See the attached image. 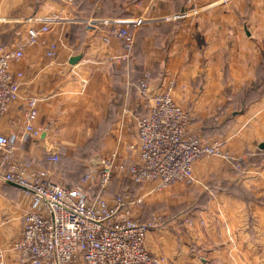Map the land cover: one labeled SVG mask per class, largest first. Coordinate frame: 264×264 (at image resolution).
Masks as SVG:
<instances>
[{"label":"crops","instance_id":"crops-1","mask_svg":"<svg viewBox=\"0 0 264 264\" xmlns=\"http://www.w3.org/2000/svg\"><path fill=\"white\" fill-rule=\"evenodd\" d=\"M198 7L196 14L171 19L184 11V0H75L72 5L0 0L2 45L23 42L29 28L59 18L14 64L23 79L19 98L0 120V134L16 143L23 126L20 107L25 98L35 97L37 122L50 127L17 149L15 162L48 168L49 155H57L55 181L66 188L88 174L96 155L117 150L130 164L136 156L127 146L134 141L136 119L148 108L137 86L148 74L152 93L172 87L174 102L191 117L190 134L208 143L224 141L235 160L215 157L193 166L196 182L213 181V201L195 207L200 215L209 210L213 223L188 235L152 230L148 251L164 256L165 264H264V150L259 149L264 142V0H200ZM125 21L136 27H129L134 45L122 62V42L112 33ZM53 42L56 56L49 59L45 53ZM77 148L88 149L79 175L69 167ZM128 180L134 196L139 185ZM178 185L164 199L169 205L190 199ZM108 188L104 195L110 199L117 193ZM157 201L134 207V216L140 222L159 216L161 225L172 226L185 218H168ZM26 208L23 191L0 180V263L19 264L11 246ZM141 209L163 213L143 218L137 214Z\"/></svg>","mask_w":264,"mask_h":264},{"label":"built area","instance_id":"built-area-1","mask_svg":"<svg viewBox=\"0 0 264 264\" xmlns=\"http://www.w3.org/2000/svg\"><path fill=\"white\" fill-rule=\"evenodd\" d=\"M74 4L75 0H58ZM200 0H184L185 9L171 19H178L199 11ZM213 3L217 0H206ZM59 18L47 20L39 27L29 28L23 42L0 44V120L10 105L19 98L21 71L14 64L24 56L29 46L36 45L48 34L51 24ZM125 26L112 33L121 40L124 53L118 58L129 59L134 45L136 22H122ZM57 45H48L46 58L56 56ZM171 86L160 93H152L148 74L137 86L147 111L136 119L135 138L127 146L135 161L126 164L112 150L98 156L88 174L72 187L55 181L51 168L36 166L34 162H15V151L28 139L45 135L50 123L40 124L38 98L24 99L20 107L22 133L16 140L0 134V180L20 188L27 197V208L19 238L11 246L19 264H162L163 258L151 254L146 247L147 234L161 225V217L140 222L133 214L134 207L152 193L162 192L180 183L195 182V163L211 158L235 161L221 140L205 142L188 131L191 117L173 100ZM52 166L57 155H49ZM235 170L240 171L236 164ZM127 178L147 191L142 195H104L114 179ZM186 221V220H185ZM188 223H192L187 219ZM0 264H5L1 262Z\"/></svg>","mask_w":264,"mask_h":264},{"label":"rangeland","instance_id":"rangeland-1","mask_svg":"<svg viewBox=\"0 0 264 264\" xmlns=\"http://www.w3.org/2000/svg\"><path fill=\"white\" fill-rule=\"evenodd\" d=\"M87 150L88 149L77 148L76 153L74 155L75 161H73L74 163L69 164V167L74 169L72 172H75L76 175L77 174L78 175L83 174V172H84V169H83L84 165L81 162V160H82L81 156L83 154H85ZM98 156H101V155H96L95 157H98ZM212 159L213 158L205 160V161H210ZM55 166H50L48 168H51L52 170H54V173L56 175L57 172H56ZM240 169H241V167H240ZM193 175H194V173H193ZM125 179L126 178H121V179H118L116 181L113 180L111 182V185L108 188V192H110V193H124V191H128V190L132 189L130 184H128V182H126ZM172 186L168 187L167 189L163 190L162 192L152 193V195L144 197L143 202H141V204L138 205V206L144 207V206H146V202H148V201L150 202L151 200H153V202H154V200H158L156 205L159 206L158 208H160V207L167 208V210H163V211L165 214H167L168 218H171L176 214H178V217H181L183 215L185 216L184 219L176 221V224L174 226L169 225L168 224L169 222H166L162 225H159L155 229H161L162 231H164L163 234H165L167 236L169 235L168 233H171V234L176 233V234H180V235L187 234L188 235V232H187L188 230L193 231V232L195 230V232H198L199 229L205 228L206 224L212 222L210 220V217H209V210L204 212L205 213V214L203 213L204 215H202V214L200 215L199 212H196L195 207L200 206V207L206 208L209 205V203L211 201H213V181H208L206 183H202L200 181H197V182L195 181L192 185H183V184L181 185L180 184V185L176 186V187H182L180 190H182L183 193L186 192L185 194H187V197L189 195L190 199L189 198H187V199L182 198V200H184V201H181L180 203H178V200H174L173 201L174 204L169 205L168 204L169 200H164V199H166L167 195H168V197H170V194L172 193L171 190L173 188ZM198 188H200L202 190V194H201V191H199L200 189H198ZM146 191H147V188L145 186H139L137 192H135V193H136V195H142ZM203 192H205V194ZM200 194L202 195L201 197H200ZM136 195H134V197ZM158 202H160V203H158ZM263 205H264V202H263ZM159 210H161V209H156V210H151V209H149V210L143 209L142 210L141 209V211H139L137 214L139 217L141 216L143 218L144 217L147 218L150 215V217L152 218L154 216L153 214L154 213L156 214L157 212H159ZM163 211L159 212V213H163ZM156 215H159V214H156ZM200 216H202L201 217L202 220H199ZM187 219H190L192 223L186 222ZM147 221H149V220H145V222H147ZM170 222H172V221L170 220ZM155 229H151L150 232L152 230H155ZM148 234H147V236H148ZM155 256H157V255H155ZM159 257H162L164 259L162 264H165L166 262H165L164 256L161 255Z\"/></svg>","mask_w":264,"mask_h":264},{"label":"water","instance_id":"water-1","mask_svg":"<svg viewBox=\"0 0 264 264\" xmlns=\"http://www.w3.org/2000/svg\"><path fill=\"white\" fill-rule=\"evenodd\" d=\"M79 57L77 56V57H74V58H72L71 60H70V63L71 64H75V63H77L78 61H79ZM259 149L260 150H264V142H262L260 145H259Z\"/></svg>","mask_w":264,"mask_h":264},{"label":"trees","instance_id":"trees-1","mask_svg":"<svg viewBox=\"0 0 264 264\" xmlns=\"http://www.w3.org/2000/svg\"><path fill=\"white\" fill-rule=\"evenodd\" d=\"M263 73H264V70H263ZM55 164H56V163H55ZM55 164H53L52 166H54ZM126 179H127V178H126ZM128 181H129V180H128ZM130 183L132 184L133 182L130 181ZM132 187H133V185H132ZM117 194H120V195H127V194H128V195H130L131 192H129V191H124V193H117ZM132 194H133V193H132ZM132 194H131L130 196H133Z\"/></svg>","mask_w":264,"mask_h":264}]
</instances>
